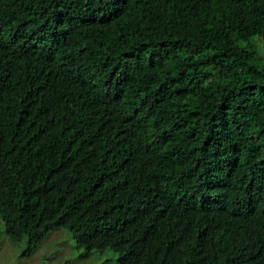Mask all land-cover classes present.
I'll list each match as a JSON object with an SVG mask.
<instances>
[{
  "label": "trees",
  "instance_id": "1",
  "mask_svg": "<svg viewBox=\"0 0 264 264\" xmlns=\"http://www.w3.org/2000/svg\"><path fill=\"white\" fill-rule=\"evenodd\" d=\"M264 0H0V219L116 264H264Z\"/></svg>",
  "mask_w": 264,
  "mask_h": 264
},
{
  "label": "rangeland",
  "instance_id": "2",
  "mask_svg": "<svg viewBox=\"0 0 264 264\" xmlns=\"http://www.w3.org/2000/svg\"><path fill=\"white\" fill-rule=\"evenodd\" d=\"M27 246L26 237L9 240L0 219V264H116L117 253L109 248L83 255L84 249L76 245L71 231L62 226L49 230L30 254L24 252Z\"/></svg>",
  "mask_w": 264,
  "mask_h": 264
}]
</instances>
